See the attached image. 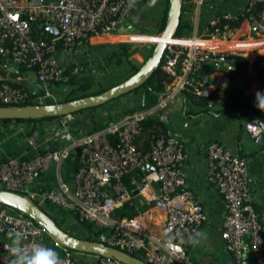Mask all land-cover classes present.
Segmentation results:
<instances>
[{"label": "built area", "instance_id": "1", "mask_svg": "<svg viewBox=\"0 0 264 264\" xmlns=\"http://www.w3.org/2000/svg\"><path fill=\"white\" fill-rule=\"evenodd\" d=\"M145 1L153 0H0V56L32 70L35 77L31 88L0 81V105L56 101L54 86L71 77L78 79L85 71L82 63L60 65L57 53L70 52L93 36L124 29L127 17ZM220 2L182 3L191 29L166 40L160 68L170 82L155 104L128 109L120 117L108 118L101 128L80 135L74 134L77 128L72 124L76 113L49 119L46 131L64 143L29 158L5 159L0 163V190L21 194L46 212L48 204L67 210L77 221L92 224V230L84 228L78 237L136 254L147 264H193L185 245L190 238L200 236L206 214L204 206L190 200L186 190L185 143L173 132L151 134L145 149L138 140L142 121L165 108L176 95L183 102L185 92L205 99L208 112L228 107L226 86L239 76L238 69L246 71L252 66L247 52L264 55V0H245L235 10L210 14L208 8ZM47 27L56 28L58 36L47 32ZM158 35L134 31L122 43L151 50ZM259 64L264 65V61ZM258 94L264 96L263 87L251 93V102L259 106L261 115L243 123L255 143L264 138V97ZM184 110L186 113L185 104ZM39 136L37 127L27 126L29 145L36 146ZM71 155H76V160L67 183L62 181L59 168ZM53 163L57 164V186L37 187ZM150 166L153 170L146 173ZM140 170L144 173L138 177ZM205 176L225 202L220 237L234 264H264V224L250 204L246 160L213 141L207 148ZM154 183L160 184V194ZM133 194L142 195L165 213L157 230L146 229V212L135 218L116 214L131 203ZM5 234H20L23 249L30 250L34 244L54 249L63 264H84L76 258L77 253L88 255L90 264H124L73 251L21 211L0 204V264H11L15 257L9 251L12 242L1 239ZM169 240L174 247L166 246Z\"/></svg>", "mask_w": 264, "mask_h": 264}, {"label": "crops", "instance_id": "2", "mask_svg": "<svg viewBox=\"0 0 264 264\" xmlns=\"http://www.w3.org/2000/svg\"><path fill=\"white\" fill-rule=\"evenodd\" d=\"M219 1L222 2L213 4L208 8L210 14L235 10L245 2V0ZM166 5L167 0L145 1L127 17L124 29L120 28L115 33L93 36L89 42L74 48L70 52L60 50L57 53L60 65L68 66L73 63H82L85 66V71L78 79L71 77L67 82L56 84L53 88L57 96L56 100H63V98L73 94L77 96L91 94L100 89L99 85L104 88L112 86L113 84L107 85L105 83L128 73L132 66H140L145 59V52L140 53L138 49L134 48L136 46L124 45L122 42L128 33L134 32L133 29L142 34H159ZM247 56L252 60V66L242 74L244 84L241 96L247 101H251L253 90L257 87L264 88V65L259 64L260 60L264 61V55L256 56L254 52H247ZM3 80L31 88L34 84V75L32 70L14 64L8 57L0 56V81ZM233 82L236 80L231 83ZM165 89L166 86L164 91L140 95V100L143 98L144 101L143 106L155 104L164 95ZM130 93L132 94V92ZM124 96L102 106L77 112L75 120L72 122L77 128L74 134H87L101 128L110 117H120L128 109L143 107L141 101L132 104L123 101L120 103L119 100L123 99ZM195 101L198 99L195 98ZM184 104L186 105V102H183V99L176 95L165 108L159 110L152 117L159 119L168 132H173L184 141L186 190L190 193V200L200 202L205 208L206 218L201 226L200 236L195 238L199 243L193 245L188 241L185 245L186 253L193 264H234L231 255L225 249L224 241L220 237L226 210L225 202L206 181L207 148L211 142L219 141L246 160L248 184L251 189L250 204L259 213L264 224V138L260 143H255L244 129L243 123L247 118L254 115L252 102L245 112H241L238 107H229L231 104L226 108L215 109L216 112H208L199 104H189L187 105V114L185 110L182 111ZM190 109L192 111L188 112ZM244 114L245 116L242 117ZM48 122V120L25 121V124L14 120H0V163L8 158H29L35 153L44 152L51 147L63 144V140L57 141L53 134L50 135L46 131ZM27 126L37 127L40 131L39 139L34 147L29 145L26 140ZM144 144V137H142L138 145L142 147ZM75 160L76 155H71L62 161L59 168L62 181L69 183ZM143 173L140 170L138 177ZM125 179L127 180V178ZM36 186H57L56 163L50 166ZM130 202V204H124L118 209L116 214L135 218L139 213L146 212L144 225L147 230L151 231L157 230L163 224L165 213L153 207L142 195L133 194ZM46 210L57 217L61 226L64 223H69L70 219L76 220L70 216L69 212L63 213V216L58 214V210L50 204L46 206ZM76 222L80 224L79 221L76 220ZM74 233L77 234L78 231H74ZM82 234L83 230L77 236H82ZM9 241L12 242V238H9ZM76 258L81 262L90 260L88 255L82 253H77Z\"/></svg>", "mask_w": 264, "mask_h": 264}, {"label": "water", "instance_id": "3", "mask_svg": "<svg viewBox=\"0 0 264 264\" xmlns=\"http://www.w3.org/2000/svg\"><path fill=\"white\" fill-rule=\"evenodd\" d=\"M183 0H168V7L163 29L159 33V40L154 44L150 54L142 64L123 80L98 93L74 97L68 100L34 103L24 105H0V120L42 119L56 117L81 110L102 106L114 99L126 95L140 88L160 67L161 58L166 47V40L175 36L180 17ZM47 32L58 36L54 27L45 28ZM133 31H136L133 29ZM207 70L208 67L204 66ZM35 81V77H34ZM143 98L141 106H143ZM79 148L76 149V152ZM150 166L148 171H152ZM159 183H154L157 194L161 193ZM0 204L11 206L30 217L40 225L54 240L61 245L77 252L93 253L107 258H113L124 264H147L138 257L121 249L107 246L101 242L78 237L59 226L45 210L33 203L25 196L13 191L0 190ZM4 231L1 232L3 234ZM253 261V259H251Z\"/></svg>", "mask_w": 264, "mask_h": 264}, {"label": "trees", "instance_id": "4", "mask_svg": "<svg viewBox=\"0 0 264 264\" xmlns=\"http://www.w3.org/2000/svg\"><path fill=\"white\" fill-rule=\"evenodd\" d=\"M184 1L185 0H183V2ZM167 7H168V0H167L166 9H165L164 14L162 16V23H161V26H160L161 30L163 29V26H164ZM184 7L185 6L182 4L181 17H180L178 29H177V32H176L175 35H182V34L188 32L191 29V21H190V19L185 17L184 14H183ZM145 59H146V56H145ZM138 67L139 66H132L131 70L134 72L136 69H138ZM243 72H244V69H238L237 70V74L238 75H242ZM168 82H170L169 76L164 71H162L161 68L159 67L154 72V74L141 87H148L149 91H152V90H154V91H164L165 85ZM17 84H19V83H17ZM231 86L233 88H235L236 85L234 83H231ZM140 88H138V89H140ZM138 89H136V90H138ZM136 90H134V91H136ZM100 91H102V90L98 89V90H96L95 92H92V93H98ZM134 91H132V92H134ZM185 94H186V106H187V103H189L190 105L191 104H199V106H201V107L203 106V108L206 105V100L205 99H198V101H195L194 96L191 95L189 92H185ZM83 95H87V94H83ZM83 95H80V96H83ZM71 98H74V97L67 96L63 100H68V99H71ZM250 103H251V101H247V103L241 102V103H239L238 108H240L241 112H245L246 108L251 105ZM25 104H34V103L30 100V101L26 102ZM22 105H24V104H22ZM204 109H206V108H204ZM252 109H253L252 112L254 114L252 117L261 115V111H260L259 106L252 105ZM81 111H84V110H81ZM81 111H79V112H81ZM191 111H192L191 109L188 110V112H191ZM236 112H238V110H236ZM75 113H77V112H75ZM243 116H245V114L242 115V117ZM56 117H58V116H56ZM51 118H55V117H45V118H42V119H22V120H15V121L37 122V121H42V120H49ZM247 119H249V118H247ZM5 121H9V120H5ZM141 125H142V133H141V136L139 137V140H141V138L144 137V142H145L144 146L141 147L142 149H145L147 147L148 137L151 134H156V133H160V132H163V133H167L168 132V130H166L164 124L157 118L148 117V118H146L145 120L142 121ZM139 140H138V142H139ZM80 224L82 225L83 228H85L87 230H92V224H90L88 222H85V221L80 222ZM134 256H137V255L134 254Z\"/></svg>", "mask_w": 264, "mask_h": 264}, {"label": "rangeland", "instance_id": "5", "mask_svg": "<svg viewBox=\"0 0 264 264\" xmlns=\"http://www.w3.org/2000/svg\"><path fill=\"white\" fill-rule=\"evenodd\" d=\"M154 4H156V3H154ZM137 31V30H136ZM132 48V47H131ZM134 48H136V49H138V51L140 52V53H143V52H145V56L147 57L149 54H150V52H151V50H148V49H146V48H144V47H134ZM133 71L132 70H130L128 73H126V74H122V75H120V76H118L117 78H115L114 80H111V81H107L105 84H116L117 82H119V81H121V80H123L124 78H126L127 76H129L131 73H132ZM243 81V82H242ZM236 86H235V88H233L232 86H231V84L230 85H228V86H226V91L224 92V95L226 96L225 98H228L229 100H230V106L229 107H233V108H235V107H238V105H239V103H241V102H243V103H247V100L244 98V97H242L241 96V92H242V86H243V84H244V78L242 77V75H239L238 76V78L236 79V82H233ZM242 83V84H241ZM102 84V83H101ZM105 87H106V85H105ZM99 90H103V89H105L104 87H102L101 85H99ZM154 93V90H152V91H149L148 90V87H141L140 89H138V90H136V91H134V92H132V94L131 93H128V94H126L124 97H123V99H120L119 101H120V103H121V101H123V102H129L130 104H132L133 102H136V103H138L139 101H141L140 100V95H144V94H147V93H150V94H153ZM70 97H78L77 95H71ZM64 99V98H63ZM56 101H61V100H56ZM119 101H117V102H119ZM187 105H189V103H187ZM187 109H188V107L186 106V114H187ZM63 169H64V165H63ZM62 172H63V170H62ZM56 210H58V214H61L62 216H63V213L65 214V212H67L68 213V211L67 210H65V209H63V208H55ZM48 213V212H47ZM52 218H54V220H56V223L59 225V226H61L60 224V222L57 220V217L56 216H53L52 214H50V213H48ZM71 216V215H70ZM71 217H73V216H71ZM74 218V217H73ZM69 223H64L61 227L62 228H64L66 231H78V233H81L82 232V230H83V228H82V225L81 224H79V223H77L76 222V220L74 221V220H72V219H70V221H68ZM70 232V233H71ZM73 232H72V234H73ZM77 233V234H78ZM74 234H76V233H74ZM76 234V235H77ZM12 238V240L15 238V237H13V236H11L10 234H5V235H3V236H1V239H4V240H7V241H9V238ZM9 242H11V241H9ZM80 261V260H79ZM83 263L84 264H90V262L89 261H86V260H83Z\"/></svg>", "mask_w": 264, "mask_h": 264}, {"label": "clouds", "instance_id": "6", "mask_svg": "<svg viewBox=\"0 0 264 264\" xmlns=\"http://www.w3.org/2000/svg\"><path fill=\"white\" fill-rule=\"evenodd\" d=\"M258 96L260 95L258 94ZM20 241V234H15V238L12 240V246L9 249L10 253L15 257L11 261V264H63V261L60 260L58 253L54 249L45 248L39 244L32 245L30 250L23 249L20 247ZM189 243L195 245L199 241L195 238H190ZM166 246L174 247L175 245H172L169 240Z\"/></svg>", "mask_w": 264, "mask_h": 264}, {"label": "bare ground", "instance_id": "7", "mask_svg": "<svg viewBox=\"0 0 264 264\" xmlns=\"http://www.w3.org/2000/svg\"><path fill=\"white\" fill-rule=\"evenodd\" d=\"M160 38H159V36H157V40H159Z\"/></svg>", "mask_w": 264, "mask_h": 264}, {"label": "snow or ice", "instance_id": "8", "mask_svg": "<svg viewBox=\"0 0 264 264\" xmlns=\"http://www.w3.org/2000/svg\"><path fill=\"white\" fill-rule=\"evenodd\" d=\"M13 19H15V17H13Z\"/></svg>", "mask_w": 264, "mask_h": 264}]
</instances>
